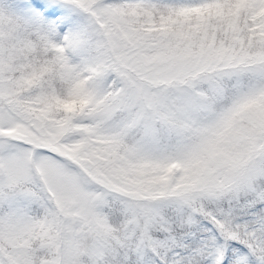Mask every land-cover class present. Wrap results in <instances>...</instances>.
Masks as SVG:
<instances>
[{"label": "snow or ice", "instance_id": "6c2138e0", "mask_svg": "<svg viewBox=\"0 0 264 264\" xmlns=\"http://www.w3.org/2000/svg\"><path fill=\"white\" fill-rule=\"evenodd\" d=\"M0 264H264V0H0Z\"/></svg>", "mask_w": 264, "mask_h": 264}]
</instances>
